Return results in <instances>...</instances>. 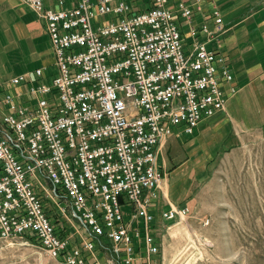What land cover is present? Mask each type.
<instances>
[{
    "label": "built area",
    "instance_id": "built-area-1",
    "mask_svg": "<svg viewBox=\"0 0 264 264\" xmlns=\"http://www.w3.org/2000/svg\"><path fill=\"white\" fill-rule=\"evenodd\" d=\"M24 1L46 24L56 71L49 83L43 68L14 76L0 98V239L31 234L61 264H155L159 146L226 106L233 74L208 47L222 15L200 26L204 40L192 26L188 47L175 14L191 23L202 0ZM56 216L83 229L64 235Z\"/></svg>",
    "mask_w": 264,
    "mask_h": 264
},
{
    "label": "crops",
    "instance_id": "crops-1",
    "mask_svg": "<svg viewBox=\"0 0 264 264\" xmlns=\"http://www.w3.org/2000/svg\"><path fill=\"white\" fill-rule=\"evenodd\" d=\"M179 1L170 0V6L176 10ZM43 2L46 7H58V0ZM150 5V0H138L137 9ZM215 10L222 15L224 30L208 47L222 53L233 74L231 82L223 84L226 107L199 122L193 134L174 133L159 146L160 167L166 169L168 163L174 167L167 172L160 199L152 210L156 218L160 211L169 209L167 202L183 205L180 200L186 195L190 174L203 172V158L211 156V150L241 141L246 133L264 134V0H202L191 23L175 14L188 47L194 40L191 27H196V36L204 40L200 26L215 24ZM37 15L24 0H0V98L11 88L8 81L14 76L26 73L30 80L32 72L43 68L40 80L49 83L55 74L51 40L45 22Z\"/></svg>",
    "mask_w": 264,
    "mask_h": 264
},
{
    "label": "rangeland",
    "instance_id": "rangeland-1",
    "mask_svg": "<svg viewBox=\"0 0 264 264\" xmlns=\"http://www.w3.org/2000/svg\"><path fill=\"white\" fill-rule=\"evenodd\" d=\"M210 155L203 158V172L190 174L185 184L186 195L179 202L189 207V214L172 221L160 211L156 218L160 250L155 264H264V134L246 133ZM173 167L168 163L166 172ZM167 203L169 208L180 206ZM56 217L64 235L74 227L83 229L78 220ZM99 250L106 254L102 246ZM0 264L61 263L38 243L17 237L0 239Z\"/></svg>",
    "mask_w": 264,
    "mask_h": 264
},
{
    "label": "trees",
    "instance_id": "trees-1",
    "mask_svg": "<svg viewBox=\"0 0 264 264\" xmlns=\"http://www.w3.org/2000/svg\"><path fill=\"white\" fill-rule=\"evenodd\" d=\"M28 240L32 243V244H37V240L35 239V237L33 235H28Z\"/></svg>",
    "mask_w": 264,
    "mask_h": 264
},
{
    "label": "bare ground",
    "instance_id": "bare-ground-1",
    "mask_svg": "<svg viewBox=\"0 0 264 264\" xmlns=\"http://www.w3.org/2000/svg\"><path fill=\"white\" fill-rule=\"evenodd\" d=\"M38 245H39V247L40 248H42V249H44L45 251H46V248H44V245H40L39 243H38ZM157 253V249H154V255Z\"/></svg>",
    "mask_w": 264,
    "mask_h": 264
}]
</instances>
